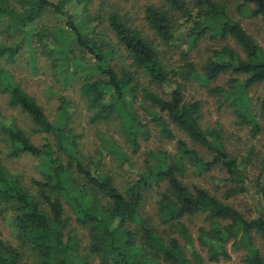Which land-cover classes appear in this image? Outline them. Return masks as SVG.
Returning <instances> with one entry per match:
<instances>
[{
    "label": "trees",
    "instance_id": "obj_1",
    "mask_svg": "<svg viewBox=\"0 0 264 264\" xmlns=\"http://www.w3.org/2000/svg\"><path fill=\"white\" fill-rule=\"evenodd\" d=\"M94 1L0 0V21L6 20L5 27L0 29V35L4 36L0 38V59L15 60L33 40L46 50L53 38L57 47L49 51L73 62L74 71H68V76L75 78L79 67H83L80 57L73 55L79 48L95 59L94 76L82 79L80 86L82 97L93 110L94 122L118 119L137 151L140 137L149 136L138 111L143 108L168 139H176L170 127L174 124L211 156L178 139L175 154L151 152L155 161L147 160L139 178L121 189L112 176L101 172L99 163H85L78 156L72 133L65 134L64 119L52 122L38 100L13 82L6 70L0 69V90L8 93L9 105L28 115L33 133L57 137V150H54L49 141L39 145L29 132L0 118L1 128L12 143L9 156H45L50 167L42 179L33 178L31 185L26 186L19 176L9 172L0 157V201L5 205L3 210L13 214L18 243L0 238V264H27L26 255L34 259L33 264H93L91 258H99L101 264H208L207 260H230V245L246 251L247 264H264V254L257 244L258 237L264 238V212L248 217L207 188L189 185L185 180L190 166L204 171L220 166L228 175L225 180L236 184L227 189L229 198L245 191L247 173L226 149L221 131L201 125L202 101L186 100L183 86V81L195 77L213 81L228 72L246 75L245 80L232 78L228 88L211 87L209 92L231 100L229 104L236 107L239 116L258 127L252 113L248 114L246 94L253 85L264 81L263 48L218 0L147 3L143 8L145 22L160 43L175 40L181 16L186 25L192 24L189 35L195 34L197 40L208 30H214L215 37L232 39L240 48L225 44L213 50L200 67L186 61L187 56L183 55L185 64L168 71L155 40L118 9L107 15L94 12ZM245 1L254 5L250 9L252 16H264V0ZM71 2L83 5V21L91 29L83 28L78 20L80 15L64 10ZM51 10L66 16L69 28L65 34L63 27L50 30L35 23ZM31 25L38 31L34 32ZM173 77L182 81H173ZM142 78L147 79V85ZM153 85L169 86L171 90L168 96L161 95ZM262 106L264 109V102ZM65 115L66 110L63 118ZM260 192L264 201V184ZM151 202L154 208L148 210ZM200 214L209 222V226L199 228L198 235L199 244L206 248L207 259L194 247L186 222L187 218ZM78 228H88L90 232L84 253ZM179 237L187 241L188 248Z\"/></svg>",
    "mask_w": 264,
    "mask_h": 264
},
{
    "label": "rangeland",
    "instance_id": "obj_2",
    "mask_svg": "<svg viewBox=\"0 0 264 264\" xmlns=\"http://www.w3.org/2000/svg\"><path fill=\"white\" fill-rule=\"evenodd\" d=\"M55 1V0H54ZM227 8L229 15L239 21L244 28L255 38L264 50V16H252L250 9L253 4L246 3L245 0H218ZM160 3V0H95L92 10L101 11L107 15V12L118 9L126 19L133 25L141 28L144 33L155 40L161 53L162 60L168 67V71L178 70L185 64L182 60L183 55L187 56L186 61L197 63L201 66L211 55L212 51L230 44L236 49V43L232 39L223 40L214 36V30L207 31L206 35L198 40L195 34L190 30L192 24L186 25L185 18L179 16L176 38L171 43H160V39L149 29L145 22L143 8L147 3ZM101 5V6H100ZM100 6V7H99ZM65 11L77 13L80 15L78 20L82 23L84 29H91V26L83 21V5L68 3L65 5ZM81 19V20H80ZM66 16L57 15L53 10L47 11L44 16L36 20L35 23L44 25L52 30L54 27H63L64 34L69 28L66 25ZM107 23L104 21V24ZM6 20L0 21V29L5 27ZM94 25V22H93ZM34 32L38 31L35 25H31ZM216 33V32H215ZM217 34V33H216ZM112 36V35H111ZM1 39L4 36L0 35ZM51 39V38H49ZM32 45H25L15 60L0 59V69L6 70L9 78L20 84L38 102L43 106L48 118L52 122H58L64 119L65 134L72 133V140L76 143L78 156L82 157L85 163L96 162L100 164L102 173L112 176L121 189H125L131 182L139 178L141 172L145 169L147 160L155 161L151 152L166 151L173 155L178 151L177 140L184 139L191 146L204 152L207 157L211 153L206 148L195 145L188 135L170 124V127L176 134V139H168L162 132L157 123L152 122L149 114L143 109L138 108L149 136L140 137L141 145L136 151L132 143L127 139L123 132L122 124L118 119L94 122L92 120L93 110L88 106L85 98L82 97L80 86L84 78L94 76L96 68L93 66L95 59L88 54H84L80 49H76L73 55L79 56L83 67H79L76 77L68 76V71H74L72 61L67 62L58 57L57 52H50V48L57 47L53 38L48 42L49 48L44 50L39 42L33 40ZM124 59V57H122ZM232 78L245 80L246 75L225 73L220 78L213 81H206L203 78L195 77L188 81H183L185 86L186 100H201L203 104L201 125L205 128H217L223 136V144L230 153L240 162L247 173L245 178V191L238 192L229 198L226 197V191L236 184L225 180L228 176L226 171L220 166H216L209 171L197 169L190 166L186 174V182L189 185L198 184L207 188L211 193L217 195L227 203L233 205L248 217H256L264 212V201L261 196L260 187L264 184V81L253 85L247 92L250 113L258 122V127L253 123L243 120L238 110L230 106L231 100L221 95L211 94V87L223 86L228 88ZM172 79L182 81L180 78ZM144 85H147L146 78H142ZM159 94L168 96L171 87L152 86ZM63 99L65 103H63ZM139 98L135 105L140 106ZM8 93L0 90V118L6 123H11L14 127L21 128L29 132L34 142L43 145L47 141L53 144L54 150H57L56 135L54 134H35L32 132V123L26 113L19 108H12L9 103ZM146 103V101H144ZM66 110L63 118L62 113ZM68 139L66 141L69 142ZM12 150V143L6 133L3 132L0 124V157L8 168L9 172L16 177H20L26 186L31 185L33 178L42 179L44 171L48 170V157H34L29 154L21 156H9ZM62 154V152H59ZM63 159H67L63 156ZM126 158V159H125ZM125 159V160H124ZM154 196L156 194L154 193ZM151 199V198H150ZM4 204L0 201V238L18 244L15 234L16 229L11 211L3 210ZM148 210H153L154 203L148 205ZM69 216V215H68ZM70 217V216H69ZM75 220H72L74 226ZM186 222L194 239V247L200 251L207 259L206 248L198 242L199 228L209 226L205 220V215H196L187 218ZM77 234L82 238V253L89 241V229L78 228ZM178 235V233H176ZM182 245L188 248L187 241L179 237ZM257 244L264 254V238L258 237ZM232 257L230 260L212 262L207 260L208 264H247L244 261L246 251L236 250L229 246ZM187 250V249H186ZM188 251V250H187ZM34 259L26 255L25 262L33 264ZM91 263L101 264L99 258H91Z\"/></svg>",
    "mask_w": 264,
    "mask_h": 264
}]
</instances>
